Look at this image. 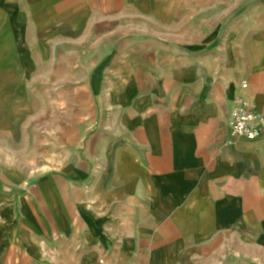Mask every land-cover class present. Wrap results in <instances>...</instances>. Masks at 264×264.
Instances as JSON below:
<instances>
[{"label":"crops","instance_id":"1","mask_svg":"<svg viewBox=\"0 0 264 264\" xmlns=\"http://www.w3.org/2000/svg\"><path fill=\"white\" fill-rule=\"evenodd\" d=\"M1 1L78 154L27 202L41 153L0 137V264H264V131L224 138L238 94L264 116V0Z\"/></svg>","mask_w":264,"mask_h":264},{"label":"rangeland","instance_id":"2","mask_svg":"<svg viewBox=\"0 0 264 264\" xmlns=\"http://www.w3.org/2000/svg\"><path fill=\"white\" fill-rule=\"evenodd\" d=\"M5 9H3V6ZM246 12V0L235 3V7L228 19H241ZM246 19V18H245ZM242 21V20H240ZM19 18L17 14V3L0 2V137L4 134L12 135L16 144L27 141L28 151L35 147L41 153V159L37 161L28 160L26 163L28 177L26 179L27 197L30 201V191L42 181V175H47L52 171V164L56 169L62 170L63 166L69 161L73 162L75 155L78 154V147L59 146L56 149L57 141L66 137L68 119L66 103L61 99H52L50 95V82H35L34 75L46 73L45 68L39 66L32 67L28 65L29 59L26 56L27 51L17 48L18 43ZM15 41L17 43H15ZM28 53V52H27ZM18 60V61H17ZM22 63L18 65L17 63ZM27 62V64H25ZM25 64V65H24ZM34 68V69H33ZM82 98L75 100V108H80ZM59 105V113H51L52 105ZM42 111V112H41ZM11 128L8 129V125ZM8 127V128H7ZM75 139L81 136L82 130H75ZM80 134V135H79ZM8 148V147H7ZM16 150V145L9 147ZM1 149V148H0ZM1 151V150H0ZM0 158V166L3 165ZM10 163L18 164V161ZM23 162H19L22 166ZM33 166L41 168L31 169ZM65 167V166H64ZM3 170V169H2ZM1 173V171H0ZM35 176L31 177L32 175ZM37 176V177H36ZM8 179L0 177V186H9ZM40 188H35L38 192ZM45 198V195L43 194ZM47 198L45 199V201ZM27 214L31 218L32 211L27 207ZM47 214V209H43V215Z\"/></svg>","mask_w":264,"mask_h":264},{"label":"built area","instance_id":"3","mask_svg":"<svg viewBox=\"0 0 264 264\" xmlns=\"http://www.w3.org/2000/svg\"><path fill=\"white\" fill-rule=\"evenodd\" d=\"M242 90L248 87L246 81L241 84ZM264 131V116L257 113L252 102L242 92L238 94L232 103L229 116L224 128L226 143H232L236 139L245 138L255 140ZM98 264H111L106 259H100Z\"/></svg>","mask_w":264,"mask_h":264}]
</instances>
